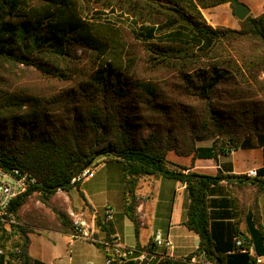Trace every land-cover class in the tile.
Instances as JSON below:
<instances>
[{"label":"trees","instance_id":"16d2710c","mask_svg":"<svg viewBox=\"0 0 264 264\" xmlns=\"http://www.w3.org/2000/svg\"><path fill=\"white\" fill-rule=\"evenodd\" d=\"M225 3L234 13L233 0H0V168L35 179L9 207L21 235L10 260L43 264L33 220L72 230L57 192L111 160L136 235L142 176L192 189L199 247L158 264H253L238 239L264 256V7L212 25L203 9ZM239 149L261 152L255 176L218 165Z\"/></svg>","mask_w":264,"mask_h":264},{"label":"crops","instance_id":"0c3cea01","mask_svg":"<svg viewBox=\"0 0 264 264\" xmlns=\"http://www.w3.org/2000/svg\"><path fill=\"white\" fill-rule=\"evenodd\" d=\"M217 10L226 13V17H210ZM231 12L233 10L230 3L203 9L205 17L212 25L237 28L238 20L235 22L230 17ZM260 164L261 152L258 149H239L233 151L230 156L220 157L218 165L226 166L225 169L232 173H248L251 169L257 170ZM92 180H96V187L88 185ZM81 183V197L74 194V188L69 192L59 190L56 194L62 198L67 213L70 216L71 212L85 213L97 237L111 239L125 246H138L147 255L144 260L127 258L121 263L112 264H158L162 256L184 258L199 247V235L185 225L191 200L186 183L155 174L140 178L135 191L139 201L137 214L141 220L138 235L135 233L134 222L125 212L124 169L121 162H101L93 169V174L83 178ZM263 201L264 194L260 198L264 224ZM107 208L113 210L111 219L105 217ZM33 221L35 223L31 224L28 235L29 253L35 260L43 264H107L103 247L87 239L74 237L73 229L66 231L59 222L55 227ZM157 232L168 238L172 246L157 245L154 240ZM20 242L21 235L14 223L0 224V264H18L17 261L10 260L9 253ZM189 264L213 263L194 256Z\"/></svg>","mask_w":264,"mask_h":264},{"label":"built area","instance_id":"2783aa9c","mask_svg":"<svg viewBox=\"0 0 264 264\" xmlns=\"http://www.w3.org/2000/svg\"><path fill=\"white\" fill-rule=\"evenodd\" d=\"M93 174V169H85L76 178L77 180L88 177ZM249 176H255L257 170L251 169L248 173ZM74 179V180H76ZM35 179L28 173H21L18 170L14 172H7L0 168V221L3 223H16L14 217L8 216L9 207L11 201L25 192L30 182ZM113 210L107 208L105 212L106 219H111ZM73 235L74 237L84 238L93 243H97L103 246L106 253L107 264L114 262L121 263L127 258H139L140 260L147 259L146 253L137 247L125 246L117 241L111 239H100L96 236V232L89 218L83 212H71ZM155 243L162 247H171L172 242L165 238L161 232H157L154 237ZM238 247L243 246L242 251L249 252L254 255L255 261L253 264H264V256H258L255 254L254 246L250 243H246L242 239H238L236 242ZM166 256H162L160 259H165ZM210 262V261H209Z\"/></svg>","mask_w":264,"mask_h":264},{"label":"rangeland","instance_id":"374dc122","mask_svg":"<svg viewBox=\"0 0 264 264\" xmlns=\"http://www.w3.org/2000/svg\"><path fill=\"white\" fill-rule=\"evenodd\" d=\"M246 4L251 8V12H252L253 14H259L260 12L263 11V8H262V7H264V6H263V1H262V0H249V2L246 3ZM210 17H214V18H217V19H221V18L226 17V13H224V12H218V10H217V11L213 12V13L211 14ZM230 17H231L235 22H237V20H239V19L235 16V14H234L233 12H231ZM207 20H208V19H207ZM227 26H228V25H227ZM202 143L207 145V144H210L211 141H205V142H202ZM94 171H95V170H94ZM88 185L91 186V187H96V185H97L96 180H95V181H93V180L90 181V182L88 183ZM72 190H73V189H72ZM81 190H82V183L80 184V189L77 188V187L74 188V194H75L77 197H81V193H80ZM35 204L38 205V206H43L42 203L39 202V201L35 202ZM263 205H264V201H263Z\"/></svg>","mask_w":264,"mask_h":264},{"label":"water","instance_id":"95a60500","mask_svg":"<svg viewBox=\"0 0 264 264\" xmlns=\"http://www.w3.org/2000/svg\"><path fill=\"white\" fill-rule=\"evenodd\" d=\"M234 14L239 20H244L251 13V8L240 0H233ZM190 195L192 194L191 187L189 188Z\"/></svg>","mask_w":264,"mask_h":264}]
</instances>
